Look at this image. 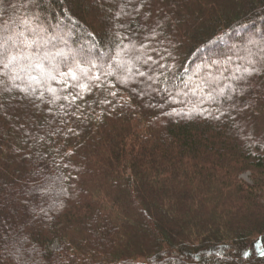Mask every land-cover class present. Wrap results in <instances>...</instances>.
<instances>
[{"label": "trees", "instance_id": "1", "mask_svg": "<svg viewBox=\"0 0 264 264\" xmlns=\"http://www.w3.org/2000/svg\"><path fill=\"white\" fill-rule=\"evenodd\" d=\"M22 19L87 87L0 78V264H264V0L0 4Z\"/></svg>", "mask_w": 264, "mask_h": 264}, {"label": "snow or ice", "instance_id": "2", "mask_svg": "<svg viewBox=\"0 0 264 264\" xmlns=\"http://www.w3.org/2000/svg\"><path fill=\"white\" fill-rule=\"evenodd\" d=\"M4 0H0V4H3ZM19 31L12 33L11 29L3 31L0 26V78H6L7 81L11 82L12 88H18L21 92L28 94L30 90L35 94L32 82L37 85L44 84L46 81H56L57 76L61 77L65 87L76 86L69 85V80L76 81L81 89L87 87V85L79 84L81 78H87V76L81 72L77 75L72 68H69L67 72L59 71V66L52 64V61L57 56L64 57L62 52H57L53 55L51 52L45 51L48 45L56 47L57 37H47V29L40 27H32L27 19H22L18 25ZM75 60V58H73ZM150 59V57H149ZM45 62L48 63V69L46 70ZM79 67V62H77ZM109 67H112L111 65ZM117 67L122 68L124 71L131 73L132 69L128 67L126 63H120ZM38 71L39 77H43L41 80L38 76H33L32 72ZM245 72L249 69L245 68ZM105 75H110V72H105ZM139 75L143 76V72H139ZM87 75H91L88 73ZM95 79L98 81L99 76ZM26 88H20V83L25 82ZM4 79H0V83H4ZM10 91V89H6ZM47 92L51 96L49 103H54L59 99L56 94V89L47 86L41 91L36 98L44 100V92ZM68 99L67 96L64 97ZM77 99V96H73L72 100Z\"/></svg>", "mask_w": 264, "mask_h": 264}, {"label": "rangeland", "instance_id": "3", "mask_svg": "<svg viewBox=\"0 0 264 264\" xmlns=\"http://www.w3.org/2000/svg\"><path fill=\"white\" fill-rule=\"evenodd\" d=\"M241 178L246 180V181H249V174L248 173H244L241 175Z\"/></svg>", "mask_w": 264, "mask_h": 264}]
</instances>
